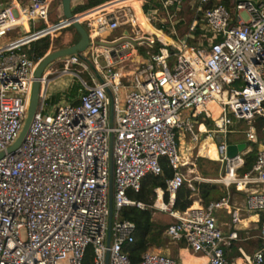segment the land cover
<instances>
[{
  "label": "built area",
  "instance_id": "obj_1",
  "mask_svg": "<svg viewBox=\"0 0 264 264\" xmlns=\"http://www.w3.org/2000/svg\"><path fill=\"white\" fill-rule=\"evenodd\" d=\"M124 1L107 0L73 13L74 19L86 25L91 44L84 54L102 80L89 73L92 83L83 84L76 103L62 95L54 111L45 113L49 84L71 73V65L83 70L89 66L72 54L62 58L63 68L56 75L51 76L46 68L26 137L8 153L22 129L35 69L44 57L31 59L29 44L71 27L72 19L61 18L36 29V22L47 23L61 0H0V152L5 153L0 158V264H83L88 252L93 264H105L106 253L108 264H185L150 248L132 262L125 250L134 241L135 225L121 218L120 210L146 207L132 200L127 190L138 191L146 174L160 175L162 158L174 175L166 180L168 200L156 188L151 207L175 219L165 227L164 237L174 244L183 240L186 250L204 258L196 264H264V219L259 247L251 254L238 247L239 256L230 258L234 242L241 240V207L247 213L264 212V191L250 190L253 183L264 185V136L259 137L253 123L257 117L264 119V0H227V4L188 0L193 18L186 38L201 41L191 43L184 38L171 47L147 51L146 61L128 76L122 71L125 64L116 65L126 62L135 46L145 43L152 48L155 40L143 33L133 7ZM139 1L141 6L149 4ZM185 1L156 0L148 9L156 13L149 18L157 19L159 11L180 7ZM158 21L164 24L170 18L161 16ZM124 26L130 28L127 37L137 45L124 41L111 48L98 43L119 39L123 35L108 37ZM19 27L24 35L4 40ZM125 77L129 83L122 85ZM209 119L211 128L206 123ZM180 135L196 146L210 136L217 161L224 166V174L210 180L223 186V195L198 208L172 207L182 185L192 195L199 192V177L186 179L181 171L185 162L178 151ZM240 142L246 144L245 153L241 150L227 157V146ZM253 151V162L245 169ZM233 190L244 193L243 206L231 200ZM160 194L165 207L157 205ZM221 213L227 217L223 225L218 220Z\"/></svg>",
  "mask_w": 264,
  "mask_h": 264
},
{
  "label": "rangeland",
  "instance_id": "obj_2",
  "mask_svg": "<svg viewBox=\"0 0 264 264\" xmlns=\"http://www.w3.org/2000/svg\"><path fill=\"white\" fill-rule=\"evenodd\" d=\"M107 1V0H106ZM156 0H148L149 2V6L153 7L151 4H153ZM256 1V0H255ZM58 5V4H57ZM189 2L188 0H186L184 2V4H182L180 7L177 6H170L167 8V10H163V11H159L157 14V19H152L151 23L156 25V27H158L160 25L158 18L161 16H165V17H169L170 21H167L166 23H164L165 27L170 28L171 26V22H174L175 20H178V22H182V24L186 21L189 20L191 14H192V10L190 9L189 6ZM85 5H80L78 4L76 8L73 7V10H81L83 8H85ZM147 8L145 7L144 10H146ZM142 12V11H141ZM147 16V14H146ZM242 19L246 20L247 16L245 13H241ZM64 18L63 13H62V7L61 5L57 6L56 11L51 12L48 16L47 19V23L44 22V20H39L38 22H36V29L45 27L48 23H54L56 21H58L59 19ZM139 22V21H138ZM149 24V22H147ZM84 25V24H83ZM141 26V28L143 29V25L144 23L140 22L139 24ZM150 25V24H149ZM185 24L182 25H178L176 27L178 31V34H182V31L184 30ZM73 27H67L64 29H61L57 32H54L52 34H50V38H49V48L46 51V53L43 55L45 56L48 53H51L55 50L67 47L73 43H75L78 39V34L76 31L73 30ZM166 30V29H165ZM169 30V29H168ZM167 31V30H166ZM25 31L23 28L19 27V29L14 30L12 32H10L8 34V36L4 39V40H8L9 38H14L17 37L18 35H24ZM110 38H114V34H111L108 39ZM155 43L153 44V47H148L146 46L145 43H143L142 45H137L135 46L134 49H136V52H132L130 51L128 54V60H126V62L121 63V64H117L116 67L122 66L123 64H125L123 66V73L126 74V76L131 75L132 73H134L136 71V68L140 67L141 63L146 61V52L149 51L151 52H155L156 48H157V44H158V40H156V38H154ZM133 49V51H134ZM99 62L101 65L104 64V60L102 58H99ZM48 70L52 73L51 76L56 75L57 73H59L62 68H63V61L62 58L55 60L54 62H52L48 67ZM69 71L71 73L63 75L62 77H60L59 79H57L55 82H51L48 86L47 92L49 94V99L46 102V109L44 110L45 113H49L51 111H54L55 108V103L60 99V97H58L59 94L62 95H66L69 96L68 93L70 92L72 87H78V92L77 95L79 93V91L82 89L83 84H91V79L89 77V73H91V69L89 68V70H83L80 66L78 65H71L69 67ZM78 74L77 75H74ZM121 83L122 85H127L129 83V78H122L121 79ZM60 95V96H62ZM77 95L73 98L76 99ZM254 125H256L258 128L262 127L263 124H258V123H254ZM203 125L201 126V129ZM264 129V126L263 128ZM180 134H182V131H180ZM264 136V135H262ZM231 140L235 139V136H230L229 137ZM240 140H243V137H239ZM238 139V138H237ZM178 141V148H179V153L181 155V157L183 158V161L185 162L184 166H182L181 171L184 174L186 179H190L193 177H199L200 180H197L196 183H207L209 185H215L216 189L218 190L219 193L223 194L224 193V188L222 185L217 184L215 182L210 181L211 179H216L218 178L221 174H224V166L222 165V163H220L217 160L211 159L209 157H204L201 154V142L199 144V146L195 145L194 143L190 142L189 138L186 135H180L177 138ZM203 149V148H202ZM205 151L202 150V153H204ZM201 155V156H200ZM194 164V165H193ZM234 196V193H233ZM157 194L155 192V197H154V201L156 200ZM237 200H241V196L237 195L235 196ZM193 201L198 202L199 205L203 204L202 200L200 198V193L199 192H195L192 195ZM153 201V202H154ZM191 204V205H192ZM222 214L219 215V217ZM152 217L155 221V223H157L158 225H166L167 223H171L174 222L175 219L170 217V215L166 212V211H162V210H154L152 213ZM222 217V216H221ZM220 217V218H221ZM222 222H225V218L222 219ZM250 229H252L251 231H249L248 233H241L240 239L243 244H245L244 248H250L251 245H256V244H260V239H259V231L256 227H251ZM164 231V230H163ZM162 231V236H164V233ZM248 237V240L245 242V238ZM159 238H157L156 242L151 243V246L149 247L150 249H155L157 251H161L163 253H167L170 256H173L174 258H176L177 260H180V258H183L184 261L186 263H195V262H200V259H196L195 257H193V253L190 252L189 250H186L185 247L184 248H180L178 247L177 244L174 243H170V241L166 240L165 243L163 245H159Z\"/></svg>",
  "mask_w": 264,
  "mask_h": 264
},
{
  "label": "trees",
  "instance_id": "obj_3",
  "mask_svg": "<svg viewBox=\"0 0 264 264\" xmlns=\"http://www.w3.org/2000/svg\"><path fill=\"white\" fill-rule=\"evenodd\" d=\"M106 0H88L87 6L93 7L98 5ZM225 4H227V0H222ZM136 2V1H134ZM87 7V8H88ZM135 14L138 17L142 14L140 10V4L132 6ZM149 9V4H145L144 8ZM182 22L177 24L181 25ZM161 23L158 28L161 27ZM151 25L148 23H144L143 28L150 30ZM49 35L42 36L29 44L28 56L33 60H38L41 58L49 48ZM170 40V39H169ZM160 44H157V48L155 51H158ZM78 92V87H72L70 92L68 93V97H75ZM61 94L58 95L60 97ZM66 96V95H65ZM73 102L76 103L77 99H73ZM207 126L209 128L212 127V121L206 120ZM253 123L263 124L262 127L258 128L256 125L257 133L262 136L263 133V126H264V119L262 117H257L254 119ZM254 159V151L251 152L246 159V166L245 169L249 168ZM162 173L160 175L154 174H146L143 179L141 180L140 188L138 191H134L132 189L127 190V195L134 201L142 202L145 204V208H138V207H124L120 210V217L123 219L130 220L135 225V233H134V241L125 246V250L132 262H137L140 260V255L151 246V243L156 242L157 238H159V245H163L166 240V237L162 236V231L165 227L169 224L167 223L164 225H158L155 223L152 213L154 209L151 207L154 197H155V189L161 188L164 191V201L168 200V193L166 192V180L171 179L174 175V171L168 165L166 159L162 158L160 160ZM198 191L200 193V198L202 200L203 205L207 204L211 200L218 199L223 194L219 193L216 189L215 185H209L207 183H199L197 184ZM192 191L189 190L185 185H182L176 190L175 198L173 202V208L177 210H185L192 204ZM160 203V202H159ZM178 247L184 248L185 243L183 240H180L176 243ZM173 257V256H172ZM174 258V257H173ZM176 259V258H175ZM83 264H93L92 257L90 252L84 258Z\"/></svg>",
  "mask_w": 264,
  "mask_h": 264
},
{
  "label": "water",
  "instance_id": "obj_4",
  "mask_svg": "<svg viewBox=\"0 0 264 264\" xmlns=\"http://www.w3.org/2000/svg\"><path fill=\"white\" fill-rule=\"evenodd\" d=\"M72 0H61V7H62V13L64 18H69L72 19L71 21V27L75 29L77 32L79 38L78 40L61 49L55 50L51 53L46 54L37 64V67L35 69L34 77L35 80L33 81L32 84V89H31V94H30V100H29V105L27 109V114L22 126V129L17 137V139L7 148L8 153H12L15 151L21 143L24 141L26 134L29 130L30 124L32 122L33 116L36 112L37 105H38V95H39V79L41 78L42 74L44 73L45 69L55 60L61 59L63 57H66L68 55L75 54L77 55L82 61H84L91 71L95 74L96 78L101 81V77L98 74L94 64L92 61L84 54L86 50L89 48L91 41L89 38L88 31L86 27L78 22L76 19L73 17V9L71 6ZM147 16L149 17L151 14H155L156 10H147L146 11ZM124 41H130L132 45H137V43L133 40H131L129 37H127V31H125L124 35L120 37L119 39H116L115 41L109 42V41H100L98 42L100 45L105 46V47H115L118 46L119 44L123 43ZM107 94L112 100L113 96L111 91L107 88L106 89ZM112 142L113 138H110V159H109V187H108V206H109V218L111 219L112 217V211H113V202H112V196H113V184H112V170H113V163H112ZM246 144L244 142L236 143V144H229L226 149V156L227 157H234L238 151H241L244 149ZM4 152H0V158L4 156ZM109 233V231H108ZM106 245H109V237L106 240ZM105 264H108V253H106L105 257Z\"/></svg>",
  "mask_w": 264,
  "mask_h": 264
},
{
  "label": "crops",
  "instance_id": "obj_5",
  "mask_svg": "<svg viewBox=\"0 0 264 264\" xmlns=\"http://www.w3.org/2000/svg\"><path fill=\"white\" fill-rule=\"evenodd\" d=\"M87 3H88V0H72V3H71L72 9H73V7L76 8L78 4L85 5L86 6L85 8H83L81 10H72L73 13L74 14L75 13H79L81 11H84V10H87V9L91 8V7H88L87 6ZM134 4L135 5H138L139 3H134ZM140 10L146 16L147 13L144 10V6H141V4H140ZM192 18H193V13L191 14L189 20H186L183 24H181L182 26L185 24V26L183 27L184 30L182 31V34H178V31H180V30H177L178 28L176 29L177 24L179 23L178 20H175L174 22H171L170 28L165 27L164 24H161L162 25L161 26L162 28H158V27H156L155 23L154 24L151 23L152 20L148 17L147 20H148L149 24L151 25V27H150V30L143 28V33L146 36H149L150 38H153V39L156 38V40H158V43L160 44L159 47L164 46V45H167V46H170L171 47V45L177 43V41H179L180 39L186 38L187 33L190 32L189 31V25L191 24ZM142 23H147V22H142ZM24 25L28 28V25H27L26 22H25ZM84 26L86 27L85 24H84ZM73 30L75 31V29H73ZM125 31H127V34H129L130 33V28L128 26L119 27L116 30H114L113 32H111L110 35L111 34H114V37H119V36L124 35ZM194 33H195V35H197L198 31H194ZM198 35H199V33H198ZM198 35H197V37H198ZM78 38H79V36H78ZM186 39H188V38H186ZM187 41H189L191 43H194L196 41L197 43H199L201 40L198 37V39H196V40L189 38ZM131 51L135 53L136 52V49H134V51L132 49ZM203 129H205V128H203ZM205 138H207V137H204L203 140H201V151L200 152H201L202 156L208 157V155H206V152L202 153V143H203V141H204ZM209 141H210V138H209ZM233 193H234V196H231V200H233V202L236 203V204H238L239 206H243L244 205V193H242L240 191H234V190H233ZM237 195L241 196V200H237L236 199L235 196H237ZM221 214H222L221 215L222 217L221 216H220L221 218L218 217V220H219V223L221 225H223L224 222H222V219L225 218V221H226V218L227 217L223 213H221ZM239 215H240L239 219H247V220H250L249 223L247 225H245L243 228H239L240 229L239 230V232H240V235L239 236H241V233H248L249 231H251L252 230V229H250L251 227H256L258 229V231H259V239H260V244H261L262 239L260 238V235H261L262 221L264 219V212L247 213L241 207L240 214ZM241 225L242 224H240V222H239L238 223V226L241 227ZM244 240L246 242L248 240V237H246ZM240 241L241 240L235 241L234 242V245L231 247V250H230V258L231 259H234V258H236V257L239 256L240 252L237 249L238 247H240L244 252H246L248 254H251L260 245V244H256V245H251L250 248H244L245 247V244H243ZM193 257H195L196 259H200V260H203L204 261L203 257L200 256V255L193 254ZM180 259L185 264H196V263H186L183 258H180ZM203 261H201L200 263H202Z\"/></svg>",
  "mask_w": 264,
  "mask_h": 264
},
{
  "label": "bare ground",
  "instance_id": "obj_6",
  "mask_svg": "<svg viewBox=\"0 0 264 264\" xmlns=\"http://www.w3.org/2000/svg\"><path fill=\"white\" fill-rule=\"evenodd\" d=\"M134 1H136V2H134ZM124 3L130 4L131 6L134 3L141 4L139 0H126V1H124ZM22 21L25 24L26 20L23 19ZM137 21H139V24H140V22H148L147 17L143 13L138 17ZM208 137L210 138V141H209ZM202 148H203L202 150L206 152V155H208L209 158L214 159V160L218 159L217 151L215 148V143L212 141V138L210 136H207V138L204 139V141L202 143ZM246 150H247V147L245 146L244 149H242L243 154L245 153ZM250 190L254 193H260V192L264 191V185H261L259 183H253L250 187ZM157 205L161 206V207H165L164 206L165 204L163 203V201H161V194H160L159 200L157 201ZM199 206H200L199 203L194 201L191 208H198ZM249 221L250 220H247V219H240V224H242V225H241V227H239V226L238 227L243 228L245 225H247L249 223ZM201 261H203V260H201ZM200 262H195V263H200Z\"/></svg>",
  "mask_w": 264,
  "mask_h": 264
}]
</instances>
